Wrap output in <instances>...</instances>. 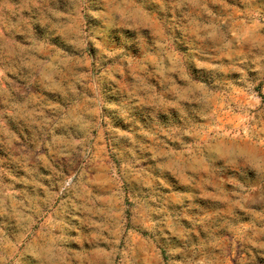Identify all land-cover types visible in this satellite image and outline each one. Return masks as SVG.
I'll list each match as a JSON object with an SVG mask.
<instances>
[{"label": "rangeland", "instance_id": "rangeland-1", "mask_svg": "<svg viewBox=\"0 0 264 264\" xmlns=\"http://www.w3.org/2000/svg\"><path fill=\"white\" fill-rule=\"evenodd\" d=\"M0 0V264H264V0Z\"/></svg>", "mask_w": 264, "mask_h": 264}, {"label": "clouds", "instance_id": "clouds-1", "mask_svg": "<svg viewBox=\"0 0 264 264\" xmlns=\"http://www.w3.org/2000/svg\"><path fill=\"white\" fill-rule=\"evenodd\" d=\"M100 2H101V5L102 6H108L109 7V9H110V11L109 12H105V13H100V14H97V16L99 17L100 15H104V16H109V15H111V10H113V8H114V6H112V5H105V0H100Z\"/></svg>", "mask_w": 264, "mask_h": 264}]
</instances>
